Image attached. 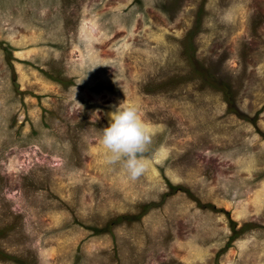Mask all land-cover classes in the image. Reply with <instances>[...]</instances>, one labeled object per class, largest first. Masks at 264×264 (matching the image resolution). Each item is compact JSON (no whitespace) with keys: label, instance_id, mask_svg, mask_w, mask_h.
Wrapping results in <instances>:
<instances>
[{"label":"rangeland","instance_id":"obj_1","mask_svg":"<svg viewBox=\"0 0 264 264\" xmlns=\"http://www.w3.org/2000/svg\"><path fill=\"white\" fill-rule=\"evenodd\" d=\"M0 264H264V0H0Z\"/></svg>","mask_w":264,"mask_h":264},{"label":"clouds","instance_id":"obj_2","mask_svg":"<svg viewBox=\"0 0 264 264\" xmlns=\"http://www.w3.org/2000/svg\"><path fill=\"white\" fill-rule=\"evenodd\" d=\"M108 126L99 130V142L107 163L120 162L131 179L140 176L145 163L141 154L150 141L152 130L146 125L139 109L121 102L108 113Z\"/></svg>","mask_w":264,"mask_h":264},{"label":"trees","instance_id":"obj_3","mask_svg":"<svg viewBox=\"0 0 264 264\" xmlns=\"http://www.w3.org/2000/svg\"><path fill=\"white\" fill-rule=\"evenodd\" d=\"M222 90L224 91V94H225V97H226V100L228 102V105H229V110L233 113H236L238 115H240L242 118H248L246 115L242 114L240 111H238V109L236 108V105H235V101H234V98L232 96V93L231 91L227 88V87H222ZM172 191H176L178 188L177 187H172ZM154 205H148L144 211L139 215L137 216L136 218L140 219L142 218L147 212L148 210H150L151 207H153ZM129 217L127 216H124V217H119L117 218L116 220H113L111 222L108 223V225L100 230H96L97 232L99 233H102V232H111L112 228L119 224L120 222H122L123 220H126L128 219Z\"/></svg>","mask_w":264,"mask_h":264}]
</instances>
